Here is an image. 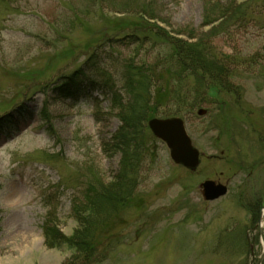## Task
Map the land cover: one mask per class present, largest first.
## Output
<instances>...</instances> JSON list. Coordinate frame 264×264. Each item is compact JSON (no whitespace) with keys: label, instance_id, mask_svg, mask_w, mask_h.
Returning a JSON list of instances; mask_svg holds the SVG:
<instances>
[{"label":"rangeland","instance_id":"obj_1","mask_svg":"<svg viewBox=\"0 0 264 264\" xmlns=\"http://www.w3.org/2000/svg\"><path fill=\"white\" fill-rule=\"evenodd\" d=\"M147 1L0 0V264L73 261L68 248H46L44 219L54 213L70 236L73 204L89 184L117 174L121 156L107 146L120 127L112 93H122L125 64H155L170 53L166 39L192 33L224 72L208 82L200 106L168 117L184 120L200 165H175L146 125L152 140L138 187L97 233L92 264H257L262 256L258 219L246 207L264 199V5L209 38L206 0L151 3L156 34L135 29L149 24L138 10ZM136 37L147 42L140 48ZM80 81V94H61L59 87ZM195 83L188 78L182 91ZM200 109L207 115L199 117ZM171 111L160 106L154 118ZM206 181L227 185V196L206 202Z\"/></svg>","mask_w":264,"mask_h":264},{"label":"trees","instance_id":"obj_2","mask_svg":"<svg viewBox=\"0 0 264 264\" xmlns=\"http://www.w3.org/2000/svg\"><path fill=\"white\" fill-rule=\"evenodd\" d=\"M156 1L148 0L138 4V10L149 22L147 27L136 26L135 29L141 33L161 31V29L149 28L157 25V17L153 13L155 9L151 5ZM237 1L206 0L204 2L203 26H213L207 35L209 38L224 32L230 21L245 20L260 7L259 5H264V0H242V3L236 5ZM131 37L126 35L124 38ZM194 39L196 37L193 33L188 35V40L166 39L165 43L170 48V53L161 56L155 64H135L130 61L125 64L122 93L115 90L112 93L113 109L120 121V127L107 146L110 147L111 152L121 156L117 174L107 184L102 182L89 184L82 193L81 199L73 204L71 214L77 226L70 236L61 231L52 212L46 216L41 227L46 248H68L74 251L71 264H92L98 259L97 233L105 229L133 197L147 152L146 138L150 137L152 140L150 135L144 133V129L149 119L156 116L155 110L163 105L171 109L172 114L165 115L164 118L192 111L200 106L205 98L208 82L219 81L224 75L223 65L213 57L206 40L191 41ZM144 42H147L146 39L136 37L133 44L141 48ZM162 75L166 78L170 77V80L165 78L163 81ZM190 77L196 82L194 91H182V83ZM90 83L93 85L97 82ZM83 87L85 86L80 81L70 88L68 85L61 86L59 90L63 96L72 97L80 94ZM2 128L0 124V132ZM263 208L264 199L261 198L254 199L246 207L248 213L255 219H258Z\"/></svg>","mask_w":264,"mask_h":264},{"label":"water","instance_id":"obj_3","mask_svg":"<svg viewBox=\"0 0 264 264\" xmlns=\"http://www.w3.org/2000/svg\"><path fill=\"white\" fill-rule=\"evenodd\" d=\"M197 115L204 117L207 115V111L200 109ZM148 128L156 139L167 146L170 151V157L175 165L182 166L190 171L197 170L200 165L201 155L198 149L194 147L183 119L178 117L167 119L153 118L148 121ZM201 188L206 202H215L226 197L228 194V187L215 181H206L201 184ZM263 219L264 210L260 213L257 222L263 242V253L257 264H264Z\"/></svg>","mask_w":264,"mask_h":264}]
</instances>
